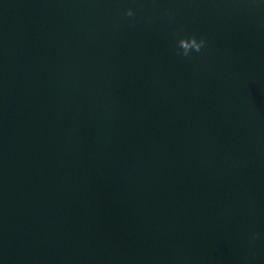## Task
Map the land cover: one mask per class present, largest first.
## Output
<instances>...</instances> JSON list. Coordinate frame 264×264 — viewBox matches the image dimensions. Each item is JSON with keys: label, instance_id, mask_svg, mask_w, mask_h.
I'll use <instances>...</instances> for the list:
<instances>
[{"label": "water", "instance_id": "95a60500", "mask_svg": "<svg viewBox=\"0 0 264 264\" xmlns=\"http://www.w3.org/2000/svg\"><path fill=\"white\" fill-rule=\"evenodd\" d=\"M0 264H264V0H0Z\"/></svg>", "mask_w": 264, "mask_h": 264}, {"label": "clouds", "instance_id": "9594fccd", "mask_svg": "<svg viewBox=\"0 0 264 264\" xmlns=\"http://www.w3.org/2000/svg\"><path fill=\"white\" fill-rule=\"evenodd\" d=\"M164 14L169 18L172 17V13L168 10H165ZM134 15L135 14L132 8L124 10L125 17H134ZM181 31L182 29H178L177 32L174 33V35L178 36L176 39L175 54L183 58H190L191 53H200L205 46V38L203 36L197 38L194 35L185 37L179 35V32ZM257 235V233H253L251 238L254 240L257 238Z\"/></svg>", "mask_w": 264, "mask_h": 264}]
</instances>
